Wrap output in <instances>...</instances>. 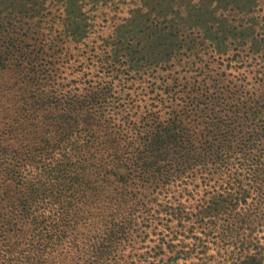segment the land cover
<instances>
[{
	"label": "trees",
	"instance_id": "16d2710c",
	"mask_svg": "<svg viewBox=\"0 0 264 264\" xmlns=\"http://www.w3.org/2000/svg\"><path fill=\"white\" fill-rule=\"evenodd\" d=\"M33 3L0 0V264H264V0L159 82L161 30L82 73V4L54 34Z\"/></svg>",
	"mask_w": 264,
	"mask_h": 264
},
{
	"label": "rangeland",
	"instance_id": "374dc122",
	"mask_svg": "<svg viewBox=\"0 0 264 264\" xmlns=\"http://www.w3.org/2000/svg\"><path fill=\"white\" fill-rule=\"evenodd\" d=\"M69 1L34 0V3L27 6L26 9L36 15L35 23H41L42 30L46 33L50 31L48 28H52L54 25L51 30H54V34H60L66 28L61 22L63 10L66 9L68 17L70 15L67 10L70 6ZM232 1L233 3L228 4L227 0H77L79 4H82L81 10L87 16L85 22L87 21L86 24L90 26V33L88 36L78 39L79 41L67 40L66 43L73 48L76 54L72 60L75 67L83 68L81 71L83 73L97 66L99 56H103L106 52L105 47L113 42L112 37H115L116 29L120 30L121 28L124 40L131 44H137L138 40H130L132 32L136 39L143 37L146 40L152 34L151 29L153 28H150L152 25L155 30H161L156 44L168 46L169 54L161 60V65H153L146 71V78L157 79L159 82L158 73L165 76L172 73L176 75L187 73L191 66L190 60L196 59L193 56L196 50H202L200 51L201 60L210 58L206 53L209 50L205 39L200 32L203 26L196 25L195 21L202 22L212 14L215 16L230 14L231 16L233 11H238L240 14L243 10L249 11L251 7L257 6L255 0ZM4 7H6L4 10L6 12L13 10L17 12V8L8 7L6 4ZM71 17L75 18L73 15ZM48 37L50 39L51 35ZM169 43L174 46L169 48ZM142 45L137 46V49L145 51L146 49L144 47L142 49ZM142 55L146 56L144 53ZM90 63L91 65H89ZM153 74L154 76L151 77ZM140 83L138 82V84ZM143 84L147 85V82ZM142 90L145 91L144 88ZM141 96L143 97V95ZM137 98L139 97L137 96Z\"/></svg>",
	"mask_w": 264,
	"mask_h": 264
}]
</instances>
